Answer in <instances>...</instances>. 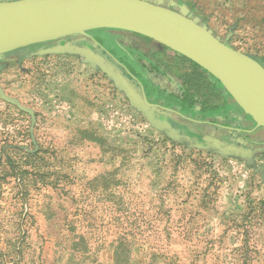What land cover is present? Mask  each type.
Here are the masks:
<instances>
[{
    "label": "rangeland",
    "instance_id": "374dc122",
    "mask_svg": "<svg viewBox=\"0 0 264 264\" xmlns=\"http://www.w3.org/2000/svg\"><path fill=\"white\" fill-rule=\"evenodd\" d=\"M155 1L264 66V0ZM101 45L112 63L114 45ZM44 47L0 57L1 86L36 116L32 129L0 99V264H111L116 235L139 232V246L126 240L135 264L151 250L174 264H264V164L172 140L99 66ZM83 217L105 220L92 239L103 248L77 256Z\"/></svg>",
    "mask_w": 264,
    "mask_h": 264
},
{
    "label": "water",
    "instance_id": "95a60500",
    "mask_svg": "<svg viewBox=\"0 0 264 264\" xmlns=\"http://www.w3.org/2000/svg\"><path fill=\"white\" fill-rule=\"evenodd\" d=\"M94 30L138 34L188 58L218 79L257 127L264 128V66L225 45L182 11L164 7L155 0H0V57L33 45L55 42L42 48L39 54L85 57L86 62L93 68L99 66L126 93L131 104L153 127L165 131L174 141H186L165 118L157 117L146 96L137 91L101 49L66 40L85 37ZM0 99L29 114L34 128L35 113L8 96L1 84Z\"/></svg>",
    "mask_w": 264,
    "mask_h": 264
},
{
    "label": "flooded vegetation",
    "instance_id": "af4514ba",
    "mask_svg": "<svg viewBox=\"0 0 264 264\" xmlns=\"http://www.w3.org/2000/svg\"><path fill=\"white\" fill-rule=\"evenodd\" d=\"M105 40L114 45L109 54L112 63L146 96L157 117L165 118L181 136L201 143L205 136L216 137L229 144V151H238L235 146L249 149L248 154L243 151L246 160L250 157L264 164V129L257 127L209 72L154 40L131 32H88L81 40L67 38L80 46L96 45L107 53L101 45ZM28 48L18 51L24 55Z\"/></svg>",
    "mask_w": 264,
    "mask_h": 264
},
{
    "label": "trees",
    "instance_id": "16d2710c",
    "mask_svg": "<svg viewBox=\"0 0 264 264\" xmlns=\"http://www.w3.org/2000/svg\"><path fill=\"white\" fill-rule=\"evenodd\" d=\"M104 31H116V30H97L95 32L94 31H91L90 33H93V34L94 33L101 34ZM116 32H119V31H116ZM145 38H147V37H145ZM37 46L49 47L51 45L38 44ZM225 91L227 92L226 89H225ZM227 94L232 98V96L228 92H227ZM185 144H187V143H185ZM188 145L189 144H187V146ZM19 152L24 153V155H22V159H24L26 162L30 161L31 159H34L36 156H38L40 154V150H38L35 153H26V152H23L21 150ZM243 154H244L243 155V158H241V159H244L245 158V154L246 153H243ZM250 159L251 158L249 157L248 160H246V162H249ZM15 161H16L15 159L9 158L10 170L12 172H14V173L17 172L19 174V173H21L20 172L21 170H20V167L16 164ZM26 173H28V172H26ZM93 221H94V219H89L87 217H83V219H82V222L84 223V230H85L84 237L80 238L81 241L80 242H77V243H74L73 246H72V247H74L73 250L75 251V253H76L77 256H79L80 254H81V256H83L82 254H84V253L85 254H87V253L89 254L93 250H94V252H101L102 251L103 241H102V245H99L97 247H94V244H93L94 240L92 242V239H94V235L98 234L97 232H99V236L98 237L100 238V240L103 239V237H104L103 227H104V224H105V220L104 219H99L98 220V224L95 223V222H93ZM90 228L96 230V231L93 232L95 234L89 233V232H91V231H89ZM152 236L153 235H148V238L149 237H152ZM146 238H147L146 237V234L145 233H142V232H139L138 234H135L134 233L132 235H130V234H117L116 237L112 240L113 242L114 241H119V242L117 243V245L113 246V248H114V255H113V259H112V263L111 264H135L134 263L135 247H132L131 245L127 244L126 243V240H131V241L133 240L136 243V245L139 246L142 243L141 242L142 239H146ZM165 238H168V237L165 236ZM56 240H59V238H57ZM57 243H59V242H57ZM62 243H63V241L60 244H62ZM64 245H65V243H64ZM15 249L17 250L18 248L15 247ZM18 253L21 254V252H18ZM17 254H16V256H17ZM166 255L167 254H161V252H159L158 250H156V251L155 250H151V251H149L147 253V256H151L150 257V262L148 261L147 264H174L171 261V259L164 260V257ZM39 258L41 259V255L39 256ZM12 261L14 262V260H12ZM82 264H85V261H83ZM89 264H102V261L101 260H97L95 263H89Z\"/></svg>",
    "mask_w": 264,
    "mask_h": 264
},
{
    "label": "crops",
    "instance_id": "0c3cea01",
    "mask_svg": "<svg viewBox=\"0 0 264 264\" xmlns=\"http://www.w3.org/2000/svg\"><path fill=\"white\" fill-rule=\"evenodd\" d=\"M260 129H264V128H260ZM260 131H262V130H260ZM179 135L181 136V134H179ZM182 137L187 139L186 141H183V142H186L187 144H189L188 147H190V148H194L196 150L199 149L201 151L213 153V154H216V155H219V156H222L221 153H223V154L226 155L227 158L228 157H232V158L235 157L236 159H238V158L241 159V158H243V155H244L243 151H245L246 153H248L250 151L249 149L247 150L245 148H240V147L235 146L236 150L237 149H239V150L238 151H234V153H233V151H229L228 150L227 146L229 144L227 142L222 141V140H220V139H218L216 137L212 138L210 136H208V137L205 136L204 140H203L204 143H201V142H199L197 140L194 141L191 138L186 137V136H182ZM210 140H212V142H214L216 148L215 147L214 148L211 147V145L209 144V143H211ZM196 146H200V147H196Z\"/></svg>",
    "mask_w": 264,
    "mask_h": 264
}]
</instances>
